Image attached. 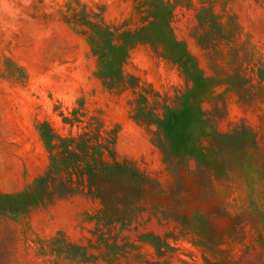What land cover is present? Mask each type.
Here are the masks:
<instances>
[{
  "label": "rangeland",
  "instance_id": "1",
  "mask_svg": "<svg viewBox=\"0 0 264 264\" xmlns=\"http://www.w3.org/2000/svg\"><path fill=\"white\" fill-rule=\"evenodd\" d=\"M0 264H264V0H0Z\"/></svg>",
  "mask_w": 264,
  "mask_h": 264
},
{
  "label": "trees",
  "instance_id": "2",
  "mask_svg": "<svg viewBox=\"0 0 264 264\" xmlns=\"http://www.w3.org/2000/svg\"><path fill=\"white\" fill-rule=\"evenodd\" d=\"M155 119V121H157V120H159V118L158 117H155L154 118ZM154 121V122H155ZM158 122H160V121H158ZM43 135V138L46 140V144H47V146L49 145V146H51L52 148H55L56 147V145L54 144V143H52V141L51 140H53L51 137L50 138H47L46 137V135L45 134H42ZM56 140H58V141H64L62 138H56ZM117 167H119V165H117ZM121 177H122V175H121ZM124 191L122 190V193H123ZM124 194V193H123ZM99 196V195H98ZM98 198H100L101 199V197H98Z\"/></svg>",
  "mask_w": 264,
  "mask_h": 264
}]
</instances>
